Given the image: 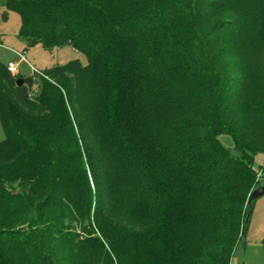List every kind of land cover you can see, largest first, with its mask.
<instances>
[{"label":"trees","instance_id":"16d2710c","mask_svg":"<svg viewBox=\"0 0 264 264\" xmlns=\"http://www.w3.org/2000/svg\"><path fill=\"white\" fill-rule=\"evenodd\" d=\"M3 6L87 63L36 93L0 65V264H230L264 153V0Z\"/></svg>","mask_w":264,"mask_h":264},{"label":"rangeland","instance_id":"374dc122","mask_svg":"<svg viewBox=\"0 0 264 264\" xmlns=\"http://www.w3.org/2000/svg\"><path fill=\"white\" fill-rule=\"evenodd\" d=\"M3 1L0 0V43H2L0 46V65L6 67L9 63H17L19 57L14 52L21 53L38 72V74H34L28 64L22 63L19 66V74L26 78L41 75L54 67L66 65L73 60L82 65L87 63L86 56L70 46L47 50L41 45H29L25 39L19 36L20 16L14 11L7 10L3 6ZM3 16H6L5 21ZM39 77H36L34 93L38 91ZM218 138L223 147L234 153V142L230 135L221 134ZM4 139L5 133L0 122V142ZM253 161L254 169L258 173L254 191L264 187V153L255 155ZM245 222H247L244 231L245 238L237 245L230 264H264V195L253 201Z\"/></svg>","mask_w":264,"mask_h":264},{"label":"built area","instance_id":"2783aa9c","mask_svg":"<svg viewBox=\"0 0 264 264\" xmlns=\"http://www.w3.org/2000/svg\"><path fill=\"white\" fill-rule=\"evenodd\" d=\"M0 46H2V43H0ZM14 53L19 57V61H18L17 63H9V64L6 66L7 71H8L12 76L20 75V74H19V72H20V70H19V66H20L22 63H26V64H28V65L30 66V69L32 70V72H33L34 74H38L37 70H36L32 65H30V64L27 62V60H26V58L24 57L23 54L18 53V52H14ZM39 76H40V77H41V76L44 77L43 74L38 75L37 77H39ZM33 89H34V87H33Z\"/></svg>","mask_w":264,"mask_h":264},{"label":"water","instance_id":"95a60500","mask_svg":"<svg viewBox=\"0 0 264 264\" xmlns=\"http://www.w3.org/2000/svg\"><path fill=\"white\" fill-rule=\"evenodd\" d=\"M3 20L5 21L6 20V16H3ZM23 83L22 80H19L18 81V85H21ZM264 195V187H261L260 190H254L251 194H250V199H249V202H253L255 201L257 198H259L260 196ZM245 238V233L242 232L241 233V240L243 241Z\"/></svg>","mask_w":264,"mask_h":264}]
</instances>
